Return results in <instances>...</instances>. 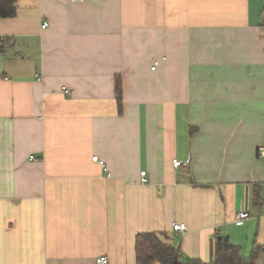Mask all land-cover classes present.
Returning <instances> with one entry per match:
<instances>
[{"label": "crops", "instance_id": "crops-1", "mask_svg": "<svg viewBox=\"0 0 264 264\" xmlns=\"http://www.w3.org/2000/svg\"><path fill=\"white\" fill-rule=\"evenodd\" d=\"M263 11L16 0L0 19V264H135L143 232L181 261L215 264L226 238L264 264Z\"/></svg>", "mask_w": 264, "mask_h": 264}, {"label": "trees", "instance_id": "trees-1", "mask_svg": "<svg viewBox=\"0 0 264 264\" xmlns=\"http://www.w3.org/2000/svg\"><path fill=\"white\" fill-rule=\"evenodd\" d=\"M16 15V0H0V19ZM115 95L119 113L122 110V86L119 77L115 78ZM257 251L248 259L241 256L239 247L232 245L226 238L219 239L214 249L215 264H254ZM205 264L198 259L180 260L177 248L166 241V236L157 232H143L135 237V264Z\"/></svg>", "mask_w": 264, "mask_h": 264}, {"label": "built area", "instance_id": "built-area-1", "mask_svg": "<svg viewBox=\"0 0 264 264\" xmlns=\"http://www.w3.org/2000/svg\"><path fill=\"white\" fill-rule=\"evenodd\" d=\"M74 1H80V0H74ZM262 24H264V11L262 12ZM46 27H47V23H43L41 26L42 29H44ZM159 63H160V60H155L152 63L150 70L154 71L158 67ZM66 93H68V92L66 91ZM259 154L261 157H264V149L263 148L259 149ZM34 159H35V157H33V156L30 157V160H34ZM92 161L98 163L101 166H104V162L101 161L97 156L92 157ZM171 163H172V166L175 170L178 169L179 167H182L185 165V164L180 163L176 159H173ZM144 181H145V179L142 178L141 182H144ZM248 217H249V214L247 212L240 211L236 215L235 223L237 225H241L243 223V221L246 220ZM172 230L184 232V231H186V226H185V224H181V223H173L172 224ZM262 248L264 249V246ZM94 264H107V257H105V256L97 257L95 259Z\"/></svg>", "mask_w": 264, "mask_h": 264}]
</instances>
